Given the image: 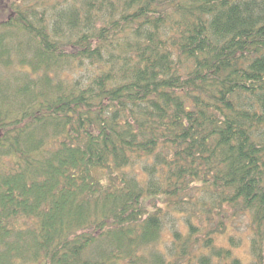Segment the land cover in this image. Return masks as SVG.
Returning <instances> with one entry per match:
<instances>
[{
	"label": "trees",
	"instance_id": "16d2710c",
	"mask_svg": "<svg viewBox=\"0 0 264 264\" xmlns=\"http://www.w3.org/2000/svg\"><path fill=\"white\" fill-rule=\"evenodd\" d=\"M214 259L264 264V0H0V264Z\"/></svg>",
	"mask_w": 264,
	"mask_h": 264
},
{
	"label": "rangeland",
	"instance_id": "374dc122",
	"mask_svg": "<svg viewBox=\"0 0 264 264\" xmlns=\"http://www.w3.org/2000/svg\"><path fill=\"white\" fill-rule=\"evenodd\" d=\"M244 229L245 228H244V224L243 223L239 224V229L238 230L234 229V226L230 227V231L235 236H238L241 233V236H242L241 242L242 243L238 247L232 246V249H233L234 254H236L237 256L242 257V258L247 257V253H248V249H247L248 248V238H247V234L244 233ZM215 237H216L215 238V242L217 244H221V245H225V246L230 245L228 243V232L217 234ZM166 238H167L166 234L163 233V237L161 239L163 240V239H166ZM161 239H160L159 244H158L160 247L163 245V242H162ZM214 262L216 264H226L225 261L218 260V259H214Z\"/></svg>",
	"mask_w": 264,
	"mask_h": 264
}]
</instances>
